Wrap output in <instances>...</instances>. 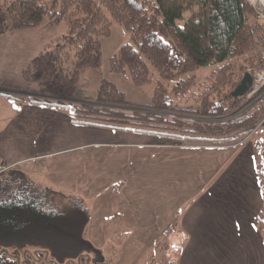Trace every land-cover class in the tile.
Here are the masks:
<instances>
[{
  "label": "trees",
  "instance_id": "trees-1",
  "mask_svg": "<svg viewBox=\"0 0 264 264\" xmlns=\"http://www.w3.org/2000/svg\"><path fill=\"white\" fill-rule=\"evenodd\" d=\"M258 17L250 0H0V33L34 29L47 19L69 26L68 34L21 72L28 91L38 96H5L66 109L77 124L192 145L238 143L264 123V98L246 114L225 121L178 114L223 117L244 104L252 83L243 94L237 90L264 63V24ZM114 22L130 34L131 43L111 57V70L144 86L154 81V68L159 78L151 102H130L106 80L95 97L67 102L75 97L81 74L101 66L102 39L110 36ZM214 65L197 107L173 102L172 90L184 95L195 88V73ZM162 81H171V87ZM254 160L263 197L255 225L264 239V137L254 143ZM89 221L84 198L44 187L15 166L0 173V264H106L103 250L85 238Z\"/></svg>",
  "mask_w": 264,
  "mask_h": 264
},
{
  "label": "crops",
  "instance_id": "crops-1",
  "mask_svg": "<svg viewBox=\"0 0 264 264\" xmlns=\"http://www.w3.org/2000/svg\"><path fill=\"white\" fill-rule=\"evenodd\" d=\"M8 90L0 87V165L92 202L86 233L94 247L113 237L108 228L117 202L135 206L133 214L140 213L137 205H152L139 234L153 239L151 248L171 246V264H264L255 225L263 204L254 160L258 130L238 143L192 145L77 124L66 109L18 101L5 96ZM118 208L122 221L127 211Z\"/></svg>",
  "mask_w": 264,
  "mask_h": 264
},
{
  "label": "rangeland",
  "instance_id": "rangeland-1",
  "mask_svg": "<svg viewBox=\"0 0 264 264\" xmlns=\"http://www.w3.org/2000/svg\"><path fill=\"white\" fill-rule=\"evenodd\" d=\"M99 2V0H97ZM252 5L257 9L259 17L258 21L264 24V4L259 0H250ZM188 17L186 13L184 18L179 20V24H183L185 18ZM21 31V32H20ZM69 26L66 21L53 24L49 19L46 20L39 27L34 29L25 30H8L5 33H0V87L9 88L7 92L17 97H37L28 91L26 83L23 81L21 72L28 65L40 51L46 47L53 48L61 37L68 34ZM127 43H131V36L125 28L118 24L113 23L112 32L110 36L102 39V62L101 66L97 69H89L84 71L78 81L77 91L75 97L69 99L71 102H83L85 98L95 97L103 80L109 81L114 84L118 89L122 90L128 101L139 104L150 103L156 89V79L159 78L158 73L152 68L154 81L144 86L135 85L132 80L123 74L115 73L111 70L110 59L113 55L117 54L119 49ZM259 64V68L250 71V76L253 82V74L257 71H264V63ZM217 66H209L199 69L195 74L197 81L195 88L193 87L189 92L184 95H174L171 88L173 102L183 108L197 107L199 97L205 93L206 85L210 81V77ZM190 75H184L189 77ZM164 85L171 87V81H162ZM28 91V92H27ZM25 92V93H23ZM251 91L247 94L246 101L236 111L223 117H198L192 114H178L186 119H200L207 121H225L239 117L246 114L255 108L262 100L259 92L249 96ZM43 97V96H40ZM56 99L53 97H49ZM60 100V99H59ZM68 102V101H67ZM152 112V111H150ZM152 113H158L152 112ZM162 114V113H158ZM256 138L262 139L264 137V123H262L256 132ZM103 201V199H100ZM90 202V201H89ZM89 202L87 203L89 205ZM92 205L93 203L90 202ZM119 204L112 206L110 216L113 221L108 228L112 230L113 237L107 239V244L100 247L103 250V255L107 261L106 264H166L162 253L165 252V247L157 245L149 247V240L147 236H140V226L148 221L150 214L147 209L152 210V205H137L139 214H133L135 206H124ZM123 220L118 221L116 216L121 211ZM138 216L140 221L130 222V217ZM91 225V224H90ZM145 225V224H144ZM89 225L87 226L88 229ZM139 228V229H138ZM105 232V231H104ZM143 232V231H142ZM107 233V232H106ZM87 239V233H85ZM166 257V256H165ZM120 259V260H119ZM168 260V259H167ZM169 261V260H168ZM170 262V261H169Z\"/></svg>",
  "mask_w": 264,
  "mask_h": 264
},
{
  "label": "built area",
  "instance_id": "built-area-1",
  "mask_svg": "<svg viewBox=\"0 0 264 264\" xmlns=\"http://www.w3.org/2000/svg\"><path fill=\"white\" fill-rule=\"evenodd\" d=\"M263 75L264 71H257L253 74L252 89L249 96H252L255 93L259 92V95L262 96L261 99L264 98V79L261 80ZM9 167L11 166L0 165V173L7 170ZM166 256L171 261L175 260L174 251L171 246L166 250Z\"/></svg>",
  "mask_w": 264,
  "mask_h": 264
},
{
  "label": "water",
  "instance_id": "water-1",
  "mask_svg": "<svg viewBox=\"0 0 264 264\" xmlns=\"http://www.w3.org/2000/svg\"><path fill=\"white\" fill-rule=\"evenodd\" d=\"M252 79H251V76L250 75H247L241 85L239 86L238 90H237V94H243L247 88H248V84L251 83ZM66 101H69V99H67Z\"/></svg>",
  "mask_w": 264,
  "mask_h": 264
},
{
  "label": "bare ground",
  "instance_id": "bare-ground-1",
  "mask_svg": "<svg viewBox=\"0 0 264 264\" xmlns=\"http://www.w3.org/2000/svg\"><path fill=\"white\" fill-rule=\"evenodd\" d=\"M260 3L264 4V0H259ZM261 78V77H260ZM264 79V75L262 76L261 80Z\"/></svg>",
  "mask_w": 264,
  "mask_h": 264
}]
</instances>
